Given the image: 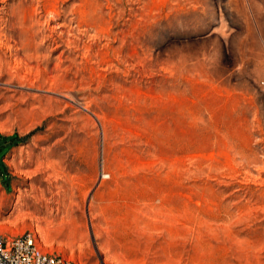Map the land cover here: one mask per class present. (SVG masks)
<instances>
[{"label":"rangeland","instance_id":"1","mask_svg":"<svg viewBox=\"0 0 264 264\" xmlns=\"http://www.w3.org/2000/svg\"><path fill=\"white\" fill-rule=\"evenodd\" d=\"M11 135L0 233L73 264H264V0H0Z\"/></svg>","mask_w":264,"mask_h":264},{"label":"built area","instance_id":"2","mask_svg":"<svg viewBox=\"0 0 264 264\" xmlns=\"http://www.w3.org/2000/svg\"><path fill=\"white\" fill-rule=\"evenodd\" d=\"M0 264H73L61 255L43 251L29 233H0Z\"/></svg>","mask_w":264,"mask_h":264},{"label":"trees","instance_id":"3","mask_svg":"<svg viewBox=\"0 0 264 264\" xmlns=\"http://www.w3.org/2000/svg\"><path fill=\"white\" fill-rule=\"evenodd\" d=\"M16 136H0V140H2V144H0V150L3 148H10V146L15 142Z\"/></svg>","mask_w":264,"mask_h":264},{"label":"bare ground","instance_id":"4","mask_svg":"<svg viewBox=\"0 0 264 264\" xmlns=\"http://www.w3.org/2000/svg\"><path fill=\"white\" fill-rule=\"evenodd\" d=\"M59 190V189H58ZM71 191V190H70ZM62 193H65L64 192V190H63V192ZM59 194V193H58ZM60 195V194H59ZM60 199V198H59ZM72 202V201H71ZM69 204V203H68ZM63 208L65 209L64 211H68L69 209H70V207H69V205L67 206V205H65V203L63 202ZM71 205V204H70ZM72 206H73V204H72ZM73 209V208H72ZM70 211V210H69Z\"/></svg>","mask_w":264,"mask_h":264}]
</instances>
